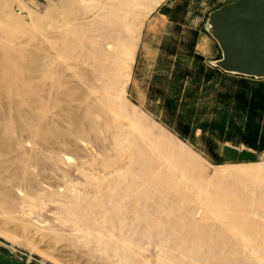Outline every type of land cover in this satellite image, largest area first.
<instances>
[{"label": "rangeland", "instance_id": "1", "mask_svg": "<svg viewBox=\"0 0 264 264\" xmlns=\"http://www.w3.org/2000/svg\"><path fill=\"white\" fill-rule=\"evenodd\" d=\"M233 1L0 0V264H264V81L213 68L204 31ZM128 11L116 97L101 68Z\"/></svg>", "mask_w": 264, "mask_h": 264}, {"label": "water", "instance_id": "2", "mask_svg": "<svg viewBox=\"0 0 264 264\" xmlns=\"http://www.w3.org/2000/svg\"><path fill=\"white\" fill-rule=\"evenodd\" d=\"M220 52L208 62L223 74L264 81V0H235L208 13L205 29Z\"/></svg>", "mask_w": 264, "mask_h": 264}, {"label": "bare ground", "instance_id": "3", "mask_svg": "<svg viewBox=\"0 0 264 264\" xmlns=\"http://www.w3.org/2000/svg\"><path fill=\"white\" fill-rule=\"evenodd\" d=\"M136 1L139 3L143 2V3L147 4L148 8L144 12V15L147 13L148 14L151 13L153 11V9L155 8V6H157L161 2V0H136ZM130 13H133V12H131V11L126 12V14H125L126 19L124 20L123 30H124V36H125L126 40L123 42L121 40H118V42L113 44V47L110 48L108 50V52L104 55L105 64L101 68L102 74L106 78H108L107 80L109 81V86L113 89V91H115L116 93L119 92L121 94L123 92L124 85H125V77L128 76L127 70H129V65H130L131 61L133 60V58H132L133 50H134L133 49V47H134L133 39L139 30V27L141 24L140 19L143 16V13H141V12H134L133 16L131 18H129ZM128 18H129V20H128ZM103 81L106 82V80H103ZM118 96H119V94L117 93L116 97H118ZM116 99L118 101H121L120 98H116ZM122 107L123 106H121V108ZM123 108H125V107H123ZM122 111L127 112L124 109ZM135 115L136 114L134 112V115L129 116V118L127 117L129 119L130 125L133 126L134 128L137 127L138 129H140L139 132L142 133L148 139L150 144H152L153 146L155 145L157 147L158 152L162 151L163 154L164 153L166 154L164 156H167V155L170 157L172 156L175 158V160L176 159L179 160V161H173V163L179 162L181 165L183 163L188 162L189 165L191 164V168H192L194 160L191 161V159H192V158H190L191 156L189 157V154L182 149L183 146H180V147L177 146L176 143H174L172 140L167 138L159 130H157L153 126H150L146 122L147 120L143 121V119L141 120L140 117L137 118ZM125 117H126V115H125ZM137 128H135V129H137ZM143 135H141V136H143ZM126 136L132 138L131 133H128V135H126ZM144 136H143V138H144ZM133 138L135 139V135H133ZM136 138H139V136L137 137V135H136ZM153 146H151V147H153ZM182 161H185V162L181 163ZM170 162H172V161H170ZM194 163H195L194 166L198 165V163L196 161H194ZM188 168H189V166H188Z\"/></svg>", "mask_w": 264, "mask_h": 264}]
</instances>
